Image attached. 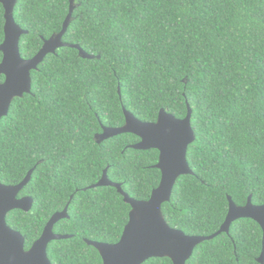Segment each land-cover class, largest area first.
<instances>
[{
  "label": "trees",
  "instance_id": "1",
  "mask_svg": "<svg viewBox=\"0 0 264 264\" xmlns=\"http://www.w3.org/2000/svg\"><path fill=\"white\" fill-rule=\"evenodd\" d=\"M71 4L62 42L90 59L67 47L47 55L30 72V93L0 119V183L16 186L33 170L18 195L31 209L6 217L25 251L67 207L53 233L71 238L49 243L50 263L102 264L85 240L118 243L131 208L115 188L91 187L104 171L134 200L148 201L159 186L157 150H133L140 139L132 134L97 139L124 126L123 109L145 123L161 110L184 119L191 109L193 174L179 177L162 205L170 228L208 237L224 223L228 197L264 205V0H16L23 60L61 32ZM4 15L0 3V44ZM262 242L259 225L239 219L186 264H260Z\"/></svg>",
  "mask_w": 264,
  "mask_h": 264
},
{
  "label": "water",
  "instance_id": "2",
  "mask_svg": "<svg viewBox=\"0 0 264 264\" xmlns=\"http://www.w3.org/2000/svg\"><path fill=\"white\" fill-rule=\"evenodd\" d=\"M16 0H0L5 10L4 41L0 44L2 61L0 63V76L4 81L0 82V119L7 116L14 98H21L30 93V72L37 69L49 54H54L60 48H73L78 50L84 59H90L79 46L62 42V38L68 28L71 15L67 16L59 34L45 41L41 50L31 59L23 60L19 52V41L26 34L14 21L13 7ZM125 118L124 126L120 128H103V133L97 137L104 141L122 134H132L140 141L131 148L138 151L157 150L159 160L155 166L161 173L159 186L152 191L148 201H138L130 198L121 188L120 184L108 180L104 171L100 181L92 186L115 188L123 197L125 204L129 205V220L124 227L118 243L104 244L86 241L101 257L102 264H143L152 258H168L172 264H186L192 256L196 246L202 242L210 241L221 234H228L230 226L239 219H250L256 222L262 230V252L258 258L260 264H264V205L254 206L251 197L245 206H236L228 197V213L219 231L212 236H188L182 231L172 229L166 223L162 214V205L168 203L177 179L184 175H192L187 161L188 147L194 142L195 137L191 128V109L187 106V115L184 119H176L174 116L161 110L155 123H145L136 119L132 114L123 109ZM175 122L181 126L182 135H171L168 130L161 134L142 135L144 126L159 124L162 119ZM163 149V152H162ZM33 170H30L25 179L16 186H4L0 183V264H51L47 247L52 241L66 240L68 235L53 233V227L60 220L67 219V207L60 213H55L46 224L40 238L25 251L23 236L8 227L7 215L20 210L28 212L33 204L29 197L18 198L19 193L28 184ZM147 206L146 208L143 206ZM135 228L137 239L135 242L121 243Z\"/></svg>",
  "mask_w": 264,
  "mask_h": 264
},
{
  "label": "snow or ice",
  "instance_id": "3",
  "mask_svg": "<svg viewBox=\"0 0 264 264\" xmlns=\"http://www.w3.org/2000/svg\"><path fill=\"white\" fill-rule=\"evenodd\" d=\"M166 129L171 135H174V136L182 135L181 126L175 122H168L166 118L162 119L159 124L144 126V130L141 134L142 135L161 134ZM162 152H163V149H162ZM143 207L146 208L147 206L145 205ZM136 239H137L136 229L133 228L130 231L128 238L126 240L124 239L123 241H121V243L124 244V243L135 242Z\"/></svg>",
  "mask_w": 264,
  "mask_h": 264
}]
</instances>
